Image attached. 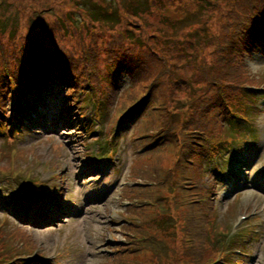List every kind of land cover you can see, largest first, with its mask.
Returning <instances> with one entry per match:
<instances>
[{"label":"rangeland","instance_id":"rangeland-1","mask_svg":"<svg viewBox=\"0 0 264 264\" xmlns=\"http://www.w3.org/2000/svg\"><path fill=\"white\" fill-rule=\"evenodd\" d=\"M86 1L89 3L84 5L85 3L83 4L81 0H76L80 6L87 8L93 17L95 15L92 7H96V3L110 5L112 2L111 0ZM51 3L54 5L53 14L55 16L66 12L69 8L65 0H8L7 8H0V24L2 21H7V29L3 31L1 28L3 33H0V41L8 47L11 46L8 39L10 37L9 26L15 18L17 7L24 6L27 9V13L20 20L23 25L24 19L29 20L33 13V10L28 7L33 9L37 5L48 6ZM158 5L163 10H155L150 15V22H161L172 27L175 21L176 31L174 32L177 37L189 36L191 30L193 31L201 23L200 18L203 13L201 11L194 15H186L179 10V7L176 10L173 5L161 3ZM70 16L79 27L83 28L81 27L82 30L78 31L76 36L68 37V46L70 48L75 46L78 50L77 39L86 49L95 46V51L99 54L98 59L102 66L106 67L111 62L108 61L107 52L103 51L102 42L108 41L112 33L104 31L103 36L99 38L98 25L91 23L87 18L79 17L75 10L70 13ZM207 17L210 19V15L207 14L202 17V20ZM199 21L200 23L197 24ZM95 26L96 29H94ZM87 27H90L91 33L84 31ZM204 29L206 39L211 40L213 45H216L218 39H222L223 42V33L220 32L218 24L209 21ZM21 31L22 28L19 33ZM92 32L96 33L97 44L93 42ZM192 34L188 39L180 38L184 44L183 47L178 44L172 45L176 43L172 41L166 42L159 39L155 41L154 47L160 57H164V62L154 61L155 67L151 68L154 75L160 70L164 74L173 75L181 80L197 79L199 81L207 74L216 75L219 72L218 66L224 65V62H215L212 66L203 62L198 64V60H201L200 56L205 59L213 57L214 47L209 48L206 53L204 50L192 51L186 46L191 45L193 48L196 46ZM202 35L203 33L200 32V37ZM144 49L143 46L138 47L134 55L139 58L138 52ZM1 50L5 49L1 48ZM172 52H177L178 62L172 60L173 57L170 56ZM247 61L251 74L255 77V83L252 85L264 88V53H255ZM201 67H204L203 72ZM100 74L107 79V82L113 81L105 73L100 71ZM241 78L243 79V76ZM130 79L129 73L126 72L116 82L120 92L116 108L106 106L104 110L107 113L106 117L101 116L100 118L97 116L103 111L100 112L93 105H86L88 111L86 110L83 118L77 116V105L64 115L62 113L66 107L64 96L70 92L67 90L68 86L63 87L59 84L52 86L46 92L52 100L41 105L42 109L49 113L47 120L41 125L39 124L41 118L36 116V119L32 121V127L26 133V139L5 144V140L0 138V172L4 171L0 173V181L3 182L0 183V222L5 223L0 229V239L10 233L17 234L16 237L25 244L24 250L27 249L30 241L35 250L41 253L36 256L38 264H112L113 261V264H118V262L137 264L141 258L139 255L121 253V251L130 250L128 241L131 239L129 235L134 229V221L129 214L132 212L136 215L143 212L142 216L148 220L150 216L148 210L151 209L149 207L153 210L155 203L151 198L143 200L148 201L147 207V204L137 201L135 202L137 210L125 198L127 194L136 196L142 192L155 193L158 186H161L156 179L163 175L168 166H171L175 149L166 147L145 155L141 141L134 138L138 133L158 130L162 120L160 113L163 111L164 94L166 92L171 94L172 89L168 90L165 84H162L158 91H155L158 96L154 102V108L149 111L139 126L136 127L137 122L135 121L118 124L113 134L112 130L109 131V125L116 111L133 104L132 101L149 92V87L154 82L153 78L147 77L138 85L132 86ZM150 80L151 83L148 84ZM199 87L200 84H198ZM257 92L260 93L258 105L263 109L262 114L256 118L247 119L245 122L237 120L235 124H240L242 128L252 124L259 130V139L251 140V144H254L246 148L239 156L241 162L234 158L233 151L218 156L216 159L213 158V164L218 168H213L210 178L205 179V183L215 188L212 200L220 213L218 220L212 221L214 234L217 232L227 234L228 231V235H231L230 229L234 230L237 225L242 226L241 230L255 225L256 235H248L249 240L245 241L244 247L237 250V255L233 256L242 264H264V89L259 88ZM173 96L180 95L173 94ZM88 121L92 130L89 126L87 127ZM111 139L115 141L112 163L101 165L99 168L95 167V163L90 165L92 162L89 158L106 155L104 151L98 150L94 142L104 141L100 148L105 149L107 141ZM100 168L104 170L97 171ZM155 171L158 173L155 174ZM30 175L44 182L41 184L34 180L30 184L32 193L49 195L53 199L61 200L58 203L52 201L50 204L42 201L38 206L24 201L22 203L26 207L23 209L16 205H9L7 198L16 195L23 186L24 179ZM15 176L19 177V181L15 182L13 187L8 186L7 182ZM137 185H144L145 190H136L134 187ZM170 192L173 193L174 190L171 189ZM240 215H246L249 220H245L242 224L238 223ZM54 216H57V219ZM173 223L175 224L176 221L172 220L169 226L171 227ZM174 226H177V223ZM170 235V233L165 234L166 237ZM131 236L133 237L132 234ZM136 238H139V235H136ZM19 244V242L12 241L9 248L19 246ZM118 250L120 252H117Z\"/></svg>","mask_w":264,"mask_h":264},{"label":"trees","instance_id":"trees-1","mask_svg":"<svg viewBox=\"0 0 264 264\" xmlns=\"http://www.w3.org/2000/svg\"><path fill=\"white\" fill-rule=\"evenodd\" d=\"M81 1L85 3L84 5L89 3L86 0ZM94 1L98 2V0ZM111 1L110 5L96 3L97 6L92 7L96 18L91 15L94 24L100 28L99 38L103 36L104 31L112 33L108 41L102 42L103 51L107 52L108 61L111 62L106 67L103 66V72L114 64L116 68L112 72L113 79L117 77L116 72L120 75L128 72L132 86L138 85L147 77L153 78L154 82L149 87V92L135 99L139 107L155 101L158 96L155 91H158L162 84H165L166 89H172L171 94L166 92L163 99V106L171 120L168 125L161 127V131L164 135L173 137L172 142L165 146L174 145L178 151L176 168L168 166L163 175L156 179L161 186H158L155 193L142 192L140 195L132 196L134 209H137L135 208L137 201L147 204L148 207V201H143L147 198L154 200L155 208L152 210V207H149L151 209L148 210L150 211L148 220L142 216L143 212L136 215L132 212L129 214L134 221V229L128 253L141 257L137 264H225L228 259L227 251L235 247L236 242L220 241L218 234L213 233L212 221H216L215 202L212 200L213 187L205 186L203 182L206 176L203 167L214 157L211 155L213 149L195 150L201 140V134L199 129L193 127V123H196L202 131L206 130L204 124L209 125L215 136L224 131L227 118L236 114L245 117L243 112L235 108V105L242 106L245 90L238 84L240 78L236 76L237 68L234 60L243 63L246 53L250 54L262 45L264 25L260 24L259 19L264 21V0ZM65 2L70 9L56 16L53 14L52 3L48 6L37 5L33 9L28 7L33 13L29 20L24 19L23 25L20 20L27 13V9L24 6L16 8L15 18L9 26L8 39L11 46L8 47L0 41V128H3L7 121L14 122L24 106L37 107L34 102L28 100L27 94L32 89L41 91L39 87L43 85L47 73L51 70L57 74V77L74 83L75 79L79 80L84 75V70L91 71L103 82V90L106 93L102 98L103 102L110 105L115 101L117 97L115 85L101 76L100 67L95 68L100 62L95 46L87 49L88 59L85 65L82 55L85 50L82 48L79 51L75 46L73 48L68 46V37L76 36L82 26L79 27L70 16L75 10L81 17L76 11V7L80 4L76 0H65ZM7 3L8 0H0V8L6 9ZM159 3L173 5L176 10L179 7V10L186 15H194L201 11L203 12L201 23L200 21L197 23L200 24L193 31L191 30L189 36L177 37L174 32L175 21L172 27L161 22H150V15L155 10H163ZM83 8L85 9L84 6ZM207 14L210 15V19L207 17L202 20ZM204 21L218 24L220 32L223 33V42L222 39H218L216 45H213L211 40L206 39L204 28L207 23ZM6 25L7 21L1 22V34L7 29ZM21 28L22 31L19 33ZM96 28L95 26L94 29ZM84 31L89 33L90 27L85 28ZM200 32L203 33L202 39L206 40H203L202 44L199 38ZM191 34L196 46L194 48L191 45L186 46L192 51L204 50L206 53L209 48L214 47L213 57L205 59L200 56L201 60H198V64L203 62L212 66L215 62H224V65L218 66L219 72L216 75L207 74L199 81L181 80L160 70L154 75V71L151 70L152 66L155 67L154 61L164 62V57H160L154 47L155 41L158 39L172 41L176 42L172 45L178 44L183 47L180 38L188 39ZM91 36L93 42L97 44L96 33L92 32ZM126 42L132 46L127 45ZM142 46L145 49L139 51V54L136 52L139 59L134 54L137 48ZM1 48L5 50L2 51ZM170 56L173 57L174 62L179 61L177 52H172ZM188 58L192 59L190 56ZM45 63L47 65L43 66ZM201 71H204V67H201ZM248 82L252 83L250 77ZM150 83L151 80L148 84ZM193 84H196L195 89ZM198 84L200 88H197ZM143 97L145 100H142ZM9 101L13 104L11 115L7 111ZM181 116H187L186 123L184 120L176 122ZM246 116L249 117L247 114ZM208 136L210 137L209 134ZM157 173L155 171V174ZM171 189L174 190L173 193L170 192ZM138 190H145V187H139ZM172 220L176 221L177 226H174L176 223L169 226ZM167 233L171 235L166 237ZM16 235L11 236L13 241L19 240ZM136 235H139V238H136ZM15 250L14 247L7 249L6 245L2 248L0 245V252L7 256H11ZM19 256L20 254L14 256L15 260L19 259ZM6 261L8 262L5 264H16V262L11 263L10 259ZM111 263L113 264L114 261ZM118 264L126 263L118 262Z\"/></svg>","mask_w":264,"mask_h":264}]
</instances>
